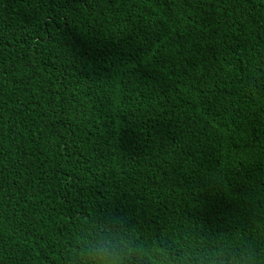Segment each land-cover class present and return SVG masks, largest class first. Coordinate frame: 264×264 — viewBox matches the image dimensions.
<instances>
[{"label": "trees", "instance_id": "trees-1", "mask_svg": "<svg viewBox=\"0 0 264 264\" xmlns=\"http://www.w3.org/2000/svg\"><path fill=\"white\" fill-rule=\"evenodd\" d=\"M116 217L264 252V0H0V264Z\"/></svg>", "mask_w": 264, "mask_h": 264}, {"label": "clouds", "instance_id": "clouds-1", "mask_svg": "<svg viewBox=\"0 0 264 264\" xmlns=\"http://www.w3.org/2000/svg\"><path fill=\"white\" fill-rule=\"evenodd\" d=\"M138 240L136 231L116 217L72 241L66 259L69 264H264V252L251 241L221 232L203 234L194 243Z\"/></svg>", "mask_w": 264, "mask_h": 264}]
</instances>
